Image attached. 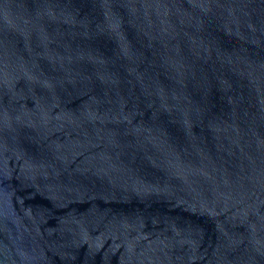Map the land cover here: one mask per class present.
<instances>
[{
	"label": "water",
	"instance_id": "water-1",
	"mask_svg": "<svg viewBox=\"0 0 264 264\" xmlns=\"http://www.w3.org/2000/svg\"><path fill=\"white\" fill-rule=\"evenodd\" d=\"M0 264H264V0H0Z\"/></svg>",
	"mask_w": 264,
	"mask_h": 264
}]
</instances>
